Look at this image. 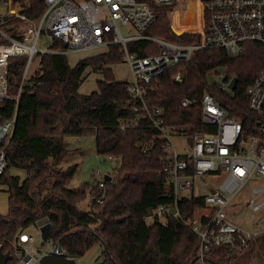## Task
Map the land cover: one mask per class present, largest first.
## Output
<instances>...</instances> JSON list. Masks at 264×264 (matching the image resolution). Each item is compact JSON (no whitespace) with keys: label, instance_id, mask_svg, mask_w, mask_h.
<instances>
[{"label":"trees","instance_id":"16d2710c","mask_svg":"<svg viewBox=\"0 0 264 264\" xmlns=\"http://www.w3.org/2000/svg\"><path fill=\"white\" fill-rule=\"evenodd\" d=\"M19 1L24 2L13 0V3ZM139 1L147 2L155 15L145 35L179 44L199 41L197 32L177 35L184 28H178L174 22L175 32L172 30L168 13L173 6H157L153 0ZM188 8L194 10L190 3ZM43 11V0H28L25 10L28 18L37 20ZM2 29L17 36L14 28ZM127 47L130 53L141 57L158 52L157 43L152 41H132ZM52 48L64 46L57 43ZM121 62L116 46L81 59L72 67L67 55H44L39 62L41 68L30 79L40 83L33 93L21 92L16 108L8 103L0 110L2 121L12 117L16 110L15 127L6 146L7 169L0 177V188L8 196L7 214L0 215V249L4 253L13 255L19 235L47 218L51 227L41 234L42 239L52 245L59 242L64 255L74 260L100 245L103 250L97 264H196L199 238L191 224L199 210L207 209L205 195L179 198L158 193V187L168 182L164 169L169 160L162 140L154 130L144 126L124 131L119 128L121 120L134 116L132 106L136 104L127 92V81L114 79L112 67ZM25 64L23 57L9 60L11 95L19 92ZM221 67H227L229 76L236 79L233 91L222 92L208 85V73ZM87 69L101 74L102 79L97 81L96 91L82 95L78 91ZM261 71H264V45L260 43H245L233 57L223 49L199 50L188 64L176 66L155 80L151 103L163 109L166 126L181 130L190 139L195 132L213 129L201 116L202 96L209 93L239 123L243 133L252 134L258 122L264 124V118L250 110L246 91ZM177 74L182 77L180 83L173 81ZM184 99L191 100L192 105L182 107ZM85 135L94 136L98 156L113 155L117 159L118 165L104 189H98L96 182L69 188L78 166L59 167L66 154L64 138ZM144 146L149 147L145 152ZM12 169L23 172L24 178L8 175ZM101 196L102 204H98ZM85 200L87 208L82 209L79 204ZM160 207H173L176 214L163 215L165 222L161 223L157 213ZM206 221L203 216L201 225ZM256 240L264 241V234ZM224 254L223 248H214L209 260L212 264H226L236 258L224 260ZM14 261L15 258L6 264Z\"/></svg>","mask_w":264,"mask_h":264},{"label":"built area","instance_id":"2783aa9c","mask_svg":"<svg viewBox=\"0 0 264 264\" xmlns=\"http://www.w3.org/2000/svg\"><path fill=\"white\" fill-rule=\"evenodd\" d=\"M157 6L174 7L179 0H153ZM201 2V0H200ZM11 0H0V6H6L7 13H0V110L6 104L17 106L19 94L27 91L32 94L35 85L30 81L29 73L35 57L44 55L82 54L111 46L119 48L130 74L127 92L135 100L132 106L134 116L121 120V131L137 127H147L156 132L162 140L169 163L165 167L168 183L176 191L192 190L193 178L214 175L218 179L215 191L205 194L204 203L209 213L202 226L201 221L193 220L192 231L199 238L196 264H212L209 255L214 248H223L224 260L237 257L245 248L264 234V221L256 229H244L229 218L228 208L234 200L236 190L253 177H264V124L258 122L252 134L243 133L241 126L232 120L228 113L205 93L202 96V121L212 126L211 132H195L190 139L177 128L165 125L164 111L152 104L150 94L154 90L155 80L170 69L188 64L199 50L223 49L229 56L239 54L247 42L264 45V0H207L201 2L200 24L190 32L200 34L194 44H179L155 39L145 32L155 21V15L149 4L139 0H43L44 11L37 20L25 14L28 0L24 5L11 9ZM9 20L11 23H9ZM14 28L17 36L6 34L2 27ZM48 47L39 46L41 35ZM152 41L157 43L158 52L147 56L130 53L128 43L132 41ZM62 43L63 49L52 48ZM23 57L26 64L22 72V81L17 95L9 93L8 68L11 58ZM229 69L221 67L208 73L207 82L222 92H230ZM176 83L182 82L177 74ZM250 110L264 118V71H261L247 88ZM184 99L182 107L192 105ZM16 123V110L12 117L0 120V177L7 169L6 146L12 136ZM184 135L187 139V153H180L174 146V137ZM144 146L143 152L148 150ZM115 168L118 165L113 155L104 156ZM222 174V176H220ZM98 189H104L105 176L99 170L93 172ZM254 197L251 209L254 212L264 208V187L252 189ZM176 196V195H175ZM177 197V196H176ZM102 204V196L97 199ZM169 209L160 207L159 216L166 215ZM169 214V213H168ZM1 246V241H0ZM34 246V239L25 231L19 235L13 246L14 264H39L43 255Z\"/></svg>","mask_w":264,"mask_h":264},{"label":"rangeland","instance_id":"374dc122","mask_svg":"<svg viewBox=\"0 0 264 264\" xmlns=\"http://www.w3.org/2000/svg\"><path fill=\"white\" fill-rule=\"evenodd\" d=\"M189 1V0H187ZM179 4V3H178ZM177 4V5H178ZM176 5V6H177ZM191 7L194 9L193 11L189 8H186V5L183 4L174 8L176 11L174 16H171L168 13L169 24H171L174 20V23L179 28H184L183 30H191L194 29L195 26L198 27L199 23L196 20V17L199 18L198 7L194 6L193 3H190ZM172 9L171 12L174 11ZM189 11V12H187ZM192 11V12H191ZM0 13L2 15L7 13L6 6H0ZM190 13L189 17L188 14ZM196 14V15H195ZM170 15V16H169ZM9 23L11 21L9 20ZM183 23V24H182ZM194 24V25H193ZM192 25V26H191ZM189 26V27H188ZM187 27V28H186ZM191 27V29H190ZM193 31V30H192ZM178 33L177 35H180ZM44 34L41 35L39 46L48 47V42L44 39ZM103 52H106V49L94 50L82 54H70L67 55V60L69 65L74 66L79 60L92 57L95 55H99ZM40 58H36L33 60L32 65L30 67L29 73H36L41 66L39 65ZM90 69H87L84 73L85 80L83 84L79 88V93L82 95L90 94L97 90V81L102 79V75L98 73L89 72ZM128 66L123 59L121 63L116 64L112 67V73L114 79L116 81H125L129 78ZM187 139L184 135H176L174 137V146L180 153H187L188 147L186 145ZM64 148L66 154L62 158L59 163V167L66 169L69 166L77 165L78 169L76 173L72 177L69 182V188H76L82 184H91L95 182V178L93 177V172L95 170H99L102 176L113 175V167L107 162L104 156H98L95 151V138L92 135L85 136H66L64 138ZM8 175L18 176L20 179L24 178V173L17 170H9L7 172ZM222 176V174H220ZM219 179V178H218ZM210 181L213 186L216 185V177L210 175H204L202 177L193 178L194 186L192 190L185 191L179 190L178 196L179 198H187L191 194L198 195L201 193H206V188H204L200 183L202 181ZM254 187H264V177H253L248 180L244 186L238 188L234 194V200L231 202L228 212L230 220L244 228V229H256L261 226L264 221V208H262L258 212H254L251 209V200L254 197L252 193V189ZM8 196L7 193L0 188V215L5 216L8 211ZM264 198V194L256 199V201H260ZM79 207L82 209L87 208V200L79 204ZM198 215H202L203 213H209L207 209L199 210ZM159 221L161 223L165 222V217L159 216ZM25 232L34 239V246L36 249L41 252H50L54 245L50 241H45L42 239L41 234L37 226H30L25 229ZM102 246L96 245L91 248L88 252L85 253L82 257L76 259V264H97L100 262L102 255ZM100 257V258H99ZM226 264H264V241L263 240H255L251 242L245 250L237 256L235 259L228 261Z\"/></svg>","mask_w":264,"mask_h":264},{"label":"water","instance_id":"95a60500","mask_svg":"<svg viewBox=\"0 0 264 264\" xmlns=\"http://www.w3.org/2000/svg\"><path fill=\"white\" fill-rule=\"evenodd\" d=\"M235 85H236V79L232 78L228 86V89L230 91H233L235 88ZM138 148L140 149V145L138 146ZM104 179L106 182H108L111 180V177L109 175H106ZM92 201L93 200H91L90 202ZM168 213L169 215H175L176 214L175 208L173 207L169 208ZM36 226L39 229L40 234L45 233L51 227L47 218H43L39 220L36 223ZM10 260H12V255H10L8 252L4 253L2 249H0V264H6ZM39 264H76V261L74 259L66 257L63 253V250L59 242H56L53 248L51 249V251L41 257Z\"/></svg>","mask_w":264,"mask_h":264},{"label":"crops","instance_id":"0c3cea01","mask_svg":"<svg viewBox=\"0 0 264 264\" xmlns=\"http://www.w3.org/2000/svg\"><path fill=\"white\" fill-rule=\"evenodd\" d=\"M189 3H193V5L195 6L196 5V7H198V9H199V11H198V14H199V18H197L196 17V20L198 21V23L200 24V18H201V14H202V6H201V2H200V0H189V1H187V0H182L176 7H178V6H181V5H183V4H185L186 5V8H188V5H189ZM176 7H174V8H176ZM175 9H174V11L173 12H170V15L171 16H174V13H175ZM192 12V11H191ZM169 15V16H170ZM196 15V14H195ZM173 22H174V20H173ZM173 22H172V24H171V28H172V26H173ZM183 24V23H182ZM194 25V24H193ZM192 26V25H191ZM199 26V25H198ZM197 27L195 26V28L194 29H196ZM191 29V28H190ZM172 30H173V28H172ZM191 30H193V29H191ZM174 31V30H173ZM186 31H190V30H183L182 29V32H186ZM175 32V31H174ZM39 70V69H38ZM129 70V69H128ZM38 72V71H37ZM129 72V71H128ZM35 74V73H34ZM130 79V74H129V78L127 79V80H125V81H127L128 82V80ZM212 176H214V175H210V177H212ZM218 181V179H217V177H216V182ZM218 183V182H217ZM217 183H216V185L215 186H213L212 184H211V182L210 181H202L200 184L204 187V188H206V193H201V194H198V195H205V194H208V193H211V192H213V191H215L216 190V188H217ZM158 193L160 194V195H166V196H168V195H176L177 197H179L178 196V191H176L175 190V188L173 187V184L172 183H168V184H162V185H160L159 187H158ZM207 213H203L202 215H198V213H197V215H196V218H195V220L197 219V220H199V221H201V218L203 217V216H205ZM164 217V216H163ZM102 248V247H101ZM103 250V249H102ZM88 252V251H87ZM100 258V257H99ZM100 261V260H99Z\"/></svg>","mask_w":264,"mask_h":264},{"label":"bare ground","instance_id":"6f19581e","mask_svg":"<svg viewBox=\"0 0 264 264\" xmlns=\"http://www.w3.org/2000/svg\"><path fill=\"white\" fill-rule=\"evenodd\" d=\"M181 1H182V0H179V3H180ZM10 5H11V9H15L16 6L24 5V2L19 1V2H15V3H13V0H11Z\"/></svg>","mask_w":264,"mask_h":264}]
</instances>
